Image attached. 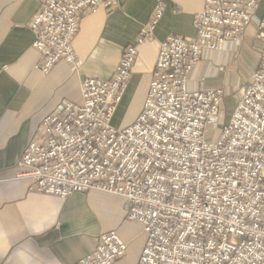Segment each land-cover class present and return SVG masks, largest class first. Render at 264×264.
<instances>
[{
    "label": "built area",
    "instance_id": "1",
    "mask_svg": "<svg viewBox=\"0 0 264 264\" xmlns=\"http://www.w3.org/2000/svg\"><path fill=\"white\" fill-rule=\"evenodd\" d=\"M36 1L28 28L43 75L59 62L75 65L81 18L117 7V0ZM259 2L204 0L195 38L171 34L161 42L140 113L113 127L137 46L163 15L159 0L112 76L84 78L80 103L62 102L42 119L43 141L27 143L17 162L30 190L60 199L91 191L120 197L126 220L145 237L136 264H264V52L227 118L222 89L187 88L204 52L240 44ZM258 20L256 39L264 42V16ZM126 248L116 232L103 233L75 264H115Z\"/></svg>",
    "mask_w": 264,
    "mask_h": 264
},
{
    "label": "crops",
    "instance_id": "2",
    "mask_svg": "<svg viewBox=\"0 0 264 264\" xmlns=\"http://www.w3.org/2000/svg\"><path fill=\"white\" fill-rule=\"evenodd\" d=\"M159 0H117V7L81 18L73 39L75 65L59 62L49 74L36 70L39 57L28 28L36 0H0V264H75L97 246L103 233L114 231L126 244L115 264H136L144 246L143 229L126 220L124 200L96 191L74 193L66 199L30 190L27 169L17 162L27 143L40 144L42 119L62 102L80 103L84 78L109 79L122 51L133 44ZM163 15L151 36L137 46V58L113 127L132 123L142 109L162 41L171 34L195 38L193 19L204 0H160ZM244 31L239 46L226 43L206 51L188 75L190 91L222 89L229 96L249 81L264 52L256 39L264 0ZM245 69V80L232 79L228 69ZM222 69V70H221ZM227 100L222 102V108Z\"/></svg>",
    "mask_w": 264,
    "mask_h": 264
},
{
    "label": "rangeland",
    "instance_id": "3",
    "mask_svg": "<svg viewBox=\"0 0 264 264\" xmlns=\"http://www.w3.org/2000/svg\"><path fill=\"white\" fill-rule=\"evenodd\" d=\"M239 45H237V46H239ZM228 72L231 73L232 79H234V80H236L235 79L236 78V75L239 77V79H241V81H244L245 80V72H246L245 69H243V70H241V69L240 70H236V69H231L230 68V69H228ZM242 87H243V85L240 88H242ZM240 88H238V90ZM238 90H236V92H234V93L230 94L229 96H227V98L225 99V100H227V106H224L222 108L223 109V115H224L225 118H227L229 116L230 111L232 110L231 108H232V105H233V103L235 101V98L237 96L236 93L238 92Z\"/></svg>",
    "mask_w": 264,
    "mask_h": 264
}]
</instances>
